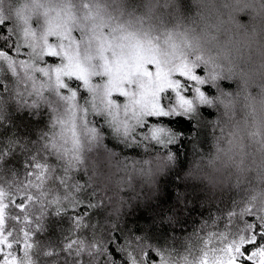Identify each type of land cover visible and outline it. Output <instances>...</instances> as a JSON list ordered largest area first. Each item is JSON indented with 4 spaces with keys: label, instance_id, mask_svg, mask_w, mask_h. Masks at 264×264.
<instances>
[{
    "label": "trees",
    "instance_id": "trees-1",
    "mask_svg": "<svg viewBox=\"0 0 264 264\" xmlns=\"http://www.w3.org/2000/svg\"><path fill=\"white\" fill-rule=\"evenodd\" d=\"M45 1L47 13L31 16L27 6L35 0H0V229L18 259L196 264L201 245L234 218L246 238L258 234L264 165L250 160L253 143L264 153V0ZM79 18L89 29L98 20L119 43L147 38L164 55L194 65L203 77L199 94L167 89L152 102L158 110L122 131L95 100L102 79L90 90L71 77L56 80L60 50L50 58L38 45L54 19L71 30L62 41L88 47ZM201 30L214 33L205 50L195 38L174 35ZM46 38L53 47L57 35ZM42 83L51 88L37 93ZM230 145L229 180L212 187L209 171L223 164L218 152ZM237 167L241 173L232 171ZM109 173L121 184L104 177ZM256 238L264 244V236Z\"/></svg>",
    "mask_w": 264,
    "mask_h": 264
},
{
    "label": "rangeland",
    "instance_id": "rangeland-1",
    "mask_svg": "<svg viewBox=\"0 0 264 264\" xmlns=\"http://www.w3.org/2000/svg\"><path fill=\"white\" fill-rule=\"evenodd\" d=\"M47 1L49 2V0ZM45 2V0H35L34 5H28L29 14L35 16L36 14L39 15L40 12L47 13L50 7ZM192 2L195 3L194 0ZM79 20L78 22L76 21V29L83 31L85 34V36L83 35V42L88 47L79 48L80 39L72 40L71 38H66L65 41H62L63 32L70 29L57 23L54 19L48 20V23L44 26L45 38L38 45L40 49L46 47L48 49L47 52L55 51V49L60 50L62 60L55 61V64H57L54 69L56 80L63 83L66 82L64 77H71L77 80V83L81 84L82 87L84 86L87 90H90L94 88V83L97 84L96 82L102 79L99 89L103 91V95L102 97L100 94L97 95L95 100L100 101L99 104L103 107V111L108 112L112 118L115 117L117 122L115 126L121 128L122 131H126L130 125L129 121L133 120L134 122L136 118H139L138 115L149 114V112L158 110L156 104L152 102H155L157 97L161 93H165L167 89L176 90V96H179L181 92H193V90L196 92L193 94L194 96L199 94L200 87L203 84V77L201 76L202 72L198 71L194 65L187 64L184 59H175L173 55H164V52L156 50L154 43L148 42L147 38L136 37L138 41L132 43L122 39L121 43H119L105 32V27L98 26V20L94 21V27H92L94 29H89L87 22L85 27L82 24V18H79ZM51 33L57 35V40H54L53 47L50 48L51 42L46 37ZM126 35L130 34L126 33ZM174 35H187L195 38L193 44L200 43L205 50L209 47L210 39L213 38L214 33L203 30L199 32L178 31ZM65 43L76 47L64 48L61 46V49L57 47V44L64 45ZM259 48L261 47L259 46ZM183 51L188 52V49ZM94 63L97 66L96 69L89 71L88 66ZM61 71L63 74H59ZM53 78L48 81H54ZM48 81L45 80L44 82ZM53 85L51 82V86ZM51 86L48 83H42L37 93L41 92L42 89L51 88ZM49 100L51 106L52 104L57 105L59 101L57 98L52 100V97H49ZM57 121L55 120V123ZM111 124L114 126L112 121ZM232 147L230 145L225 150V153L218 152V154L224 156L225 160L218 168L211 167L212 171H209L211 178L212 172L215 173V177L210 182L212 187L227 184L229 180L227 169L228 167H233L230 157L232 153L235 154ZM253 147L252 159L250 160L253 167L262 163L264 165L262 148L255 146L254 143ZM243 158H246V154L238 157V159ZM209 165L211 166L212 162L207 164V166ZM247 169L249 168L244 167L243 170ZM232 171L238 174L240 168L238 169L237 167ZM113 176L112 173L104 175L109 181L115 180V184H121V181ZM255 176L257 175L255 174ZM260 205L264 206V204ZM263 213L264 210H261L259 214ZM0 221H2L1 202ZM228 226L229 228L226 231L225 227L221 229L222 232L219 236L215 235L211 237L208 243L201 245L200 251L196 252V254H199L196 264H230L232 255L229 253V248H231L232 253H235L236 247L242 245L245 240L254 239L252 235L246 238L244 226L240 225L238 227L236 218L229 222ZM2 239H5V237L0 235V240ZM7 251L11 252L12 257L15 258V264H27L18 259L16 251L11 249ZM253 251L255 253L252 257L254 264H264V244L254 248ZM248 263V261H243V264Z\"/></svg>",
    "mask_w": 264,
    "mask_h": 264
},
{
    "label": "snow or ice",
    "instance_id": "snow-or-ice-1",
    "mask_svg": "<svg viewBox=\"0 0 264 264\" xmlns=\"http://www.w3.org/2000/svg\"><path fill=\"white\" fill-rule=\"evenodd\" d=\"M48 56L51 57H55L56 53L54 51L49 52ZM200 95L203 97L204 93L201 92ZM167 113H163L161 116V119L163 117H166ZM155 119V117H150L149 118V123L152 122V120ZM160 131V130H157ZM155 135V133H154ZM14 204L17 205V208L20 211H23L24 209V204L22 203H17L16 201H13ZM2 229H0V235H2ZM25 235H27V233H25ZM257 235L259 236H264V225H261V231L257 234V233H253L254 239L247 241L246 243H243L242 245H239L236 247L235 249V253L231 252V248H229V253L230 255H232V259L230 261V264H243V261H248L249 264H254L252 257L255 254L253 251V248L250 246L251 245H260L261 243H258L257 240ZM12 244L9 243L7 241V239H2L0 240V264H15V258L12 257L11 252L7 251L8 249L12 248ZM28 247H31L30 244L27 245ZM24 245H21V249H23ZM145 255H147L145 253ZM160 262V258L157 257L154 261L153 264H159Z\"/></svg>",
    "mask_w": 264,
    "mask_h": 264
}]
</instances>
